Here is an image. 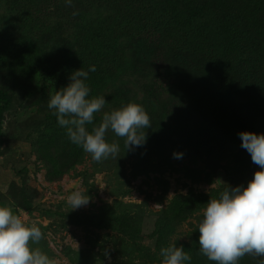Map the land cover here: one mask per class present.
I'll return each instance as SVG.
<instances>
[{
	"label": "rangeland",
	"instance_id": "1",
	"mask_svg": "<svg viewBox=\"0 0 264 264\" xmlns=\"http://www.w3.org/2000/svg\"><path fill=\"white\" fill-rule=\"evenodd\" d=\"M13 2L0 0V91L12 98L0 138V205L41 228L44 238L33 247L58 264H159L160 249L170 244L182 246L191 264H215L199 251L198 224L207 202L224 190L221 173L228 185L246 187L231 175L258 167L241 147L239 133H264V77L247 83L237 74L225 110L219 97L207 101L212 81L204 57L181 58L167 42L123 32L121 7L64 0L62 13L41 15L44 27H34ZM88 21H99L120 36L118 50L127 62L109 75L88 77L90 96H105L107 103L87 128L91 131L105 112L129 102L141 104L151 124L138 132H145V142L128 149L126 138L109 129L105 138L119 151L100 162L70 142L47 107L56 90L82 68L81 30ZM12 44L31 49L21 57L25 69L8 50ZM232 128L231 138L219 146L220 131L229 134ZM199 140L208 146L201 152L191 149ZM68 143L76 150L69 160L77 162L52 182L50 156L60 162L70 151H64ZM172 146L182 158H174ZM41 175L49 198L41 190ZM74 188L90 199L72 210L67 197ZM262 262L264 257L253 255L239 260Z\"/></svg>",
	"mask_w": 264,
	"mask_h": 264
},
{
	"label": "trees",
	"instance_id": "2",
	"mask_svg": "<svg viewBox=\"0 0 264 264\" xmlns=\"http://www.w3.org/2000/svg\"><path fill=\"white\" fill-rule=\"evenodd\" d=\"M78 1L90 5L119 6L124 10L125 16L119 26L123 32L137 38L167 42L181 58L204 57L209 65L206 75L212 81L207 101L213 102L219 97L222 109L230 108L227 90L236 80L237 74L247 83H254L257 78L264 77V0ZM12 4L19 7L24 21L31 22L34 27H44L41 15L50 18L62 13L64 8V0H14ZM26 15L32 20L25 18ZM81 37L82 69L87 70L90 65L96 66V71L90 72L89 77L109 75L125 63L127 55L118 50L117 40L120 36L111 29L105 30V25L99 21L84 23ZM8 50L13 53L20 67L25 69L22 67L21 57L29 56L31 49L29 51L24 46L12 44ZM37 76L39 74L32 75L33 79ZM11 103V96L0 91V138L3 137L5 129V112L9 110ZM233 131L234 128L229 134H222L220 131L216 143L220 146L229 140ZM204 147H208L207 143L199 140L191 149L201 152ZM71 148L72 145L68 143L64 151ZM172 150L179 152L176 146H172ZM75 151L72 149L66 155L61 152L62 158L58 163L57 159L50 156L49 171L52 182H57L60 180L57 177L73 168L77 161H70L69 158ZM210 153H213L212 149ZM257 170L259 166L234 173L231 179L238 183H248Z\"/></svg>",
	"mask_w": 264,
	"mask_h": 264
},
{
	"label": "clouds",
	"instance_id": "3",
	"mask_svg": "<svg viewBox=\"0 0 264 264\" xmlns=\"http://www.w3.org/2000/svg\"><path fill=\"white\" fill-rule=\"evenodd\" d=\"M72 0H66L71 5ZM75 14V13H74ZM87 70H75L69 77L70 82L49 99L47 107L53 110L59 126L66 129L71 143L79 146L91 158L100 162L115 157L118 144L109 143L106 132L111 129L116 136L126 138L127 149L139 147L145 140V132L138 135L140 129L151 126L145 108L136 102H129L119 109L105 112L102 122L91 131L87 125L93 124L97 112L107 103L105 96H90L87 83ZM241 147L259 166L247 186H224L218 198L210 199L203 210V218L198 224L199 251L215 264H239L245 255L264 257V133L243 131L239 133ZM174 158L180 159L181 152H174ZM89 196L75 190L67 202L72 210L86 205ZM44 238L41 228L30 225L11 208L0 205V264H58L38 244ZM159 264H191L192 257L183 247L170 244L160 249ZM264 264V262H262Z\"/></svg>",
	"mask_w": 264,
	"mask_h": 264
},
{
	"label": "built area",
	"instance_id": "4",
	"mask_svg": "<svg viewBox=\"0 0 264 264\" xmlns=\"http://www.w3.org/2000/svg\"><path fill=\"white\" fill-rule=\"evenodd\" d=\"M42 176V175H41ZM39 182L41 183V185H42V191L43 192H46L48 195H47V198H49V197H51L52 196V193L51 192H48V188H46V186H49V184H47L46 182H45V179H44V177L42 176V179L39 177ZM45 183V184H44ZM43 187H45L44 189H43Z\"/></svg>",
	"mask_w": 264,
	"mask_h": 264
},
{
	"label": "water",
	"instance_id": "5",
	"mask_svg": "<svg viewBox=\"0 0 264 264\" xmlns=\"http://www.w3.org/2000/svg\"><path fill=\"white\" fill-rule=\"evenodd\" d=\"M224 178H225L224 175L221 173V174H220V177H219V183H220L221 185H223V186H226V185L229 184V180H225ZM73 191H75V188H74Z\"/></svg>",
	"mask_w": 264,
	"mask_h": 264
}]
</instances>
